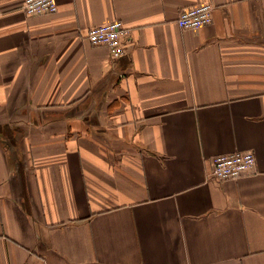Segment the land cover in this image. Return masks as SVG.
Wrapping results in <instances>:
<instances>
[{"label": "crops", "instance_id": "obj_1", "mask_svg": "<svg viewBox=\"0 0 264 264\" xmlns=\"http://www.w3.org/2000/svg\"><path fill=\"white\" fill-rule=\"evenodd\" d=\"M23 3L0 0V264H264V0ZM115 20L117 59L86 40ZM236 151L255 171L211 177Z\"/></svg>", "mask_w": 264, "mask_h": 264}, {"label": "built area", "instance_id": "obj_2", "mask_svg": "<svg viewBox=\"0 0 264 264\" xmlns=\"http://www.w3.org/2000/svg\"><path fill=\"white\" fill-rule=\"evenodd\" d=\"M57 0H24L23 9L28 16L54 14L58 10ZM213 6L204 3L180 12L176 23L182 29H198L211 23ZM129 34L122 21L115 20L105 25L90 28L86 40L93 46L107 48L113 59L125 54V39ZM256 158L252 151H236L212 158L211 177L218 180L238 178L245 173L255 171Z\"/></svg>", "mask_w": 264, "mask_h": 264}]
</instances>
